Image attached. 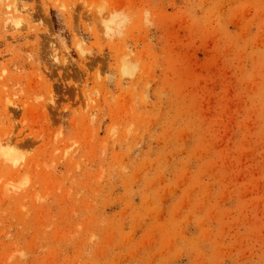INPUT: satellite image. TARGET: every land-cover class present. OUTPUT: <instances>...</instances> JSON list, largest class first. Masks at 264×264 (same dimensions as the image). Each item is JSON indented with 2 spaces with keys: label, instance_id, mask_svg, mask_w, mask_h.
I'll use <instances>...</instances> for the list:
<instances>
[{
  "label": "rangeland",
  "instance_id": "obj_1",
  "mask_svg": "<svg viewBox=\"0 0 264 264\" xmlns=\"http://www.w3.org/2000/svg\"><path fill=\"white\" fill-rule=\"evenodd\" d=\"M9 2L0 264H264V0Z\"/></svg>",
  "mask_w": 264,
  "mask_h": 264
},
{
  "label": "bare ground",
  "instance_id": "obj_2",
  "mask_svg": "<svg viewBox=\"0 0 264 264\" xmlns=\"http://www.w3.org/2000/svg\"><path fill=\"white\" fill-rule=\"evenodd\" d=\"M1 2H3V6H4V9H5V11H4V13H3V15H5V17H4V19L9 23V24H14V16L12 15V12H11V9H10V2H9V0H0ZM14 17V18H13ZM16 25V24H15ZM11 28H12V26H11ZM126 69V68H125ZM124 69V70H125ZM1 146V145H0ZM5 151V152H4ZM3 151V149H1V151L0 152H2V153H4V155H5V157H3V159H6V160H8V158L10 159L11 158V155H10V152H7V150H4ZM2 155V154H1ZM3 156V155H2ZM10 156V157H9Z\"/></svg>",
  "mask_w": 264,
  "mask_h": 264
}]
</instances>
